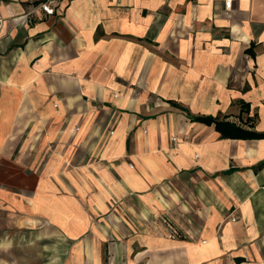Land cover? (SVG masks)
I'll return each mask as SVG.
<instances>
[{"label": "crops", "instance_id": "crops-1", "mask_svg": "<svg viewBox=\"0 0 264 264\" xmlns=\"http://www.w3.org/2000/svg\"><path fill=\"white\" fill-rule=\"evenodd\" d=\"M1 1L0 264H264V0Z\"/></svg>", "mask_w": 264, "mask_h": 264}, {"label": "built area", "instance_id": "built-area-1", "mask_svg": "<svg viewBox=\"0 0 264 264\" xmlns=\"http://www.w3.org/2000/svg\"><path fill=\"white\" fill-rule=\"evenodd\" d=\"M60 0H37L29 6V10L24 15L25 19L33 18L39 13H44L46 15H54L57 12L58 4ZM233 0H225V7L230 9ZM2 1L0 0V5ZM5 18L0 14V39L3 37L2 31L4 27ZM172 235H179L180 232L176 227L171 230Z\"/></svg>", "mask_w": 264, "mask_h": 264}, {"label": "trees", "instance_id": "trees-1", "mask_svg": "<svg viewBox=\"0 0 264 264\" xmlns=\"http://www.w3.org/2000/svg\"><path fill=\"white\" fill-rule=\"evenodd\" d=\"M197 119L209 125L214 124L216 130L219 131L223 137H232V138L264 137V133H257L254 131L243 129L234 122L219 120L218 118L211 115L199 117Z\"/></svg>", "mask_w": 264, "mask_h": 264}, {"label": "rangeland", "instance_id": "rangeland-1", "mask_svg": "<svg viewBox=\"0 0 264 264\" xmlns=\"http://www.w3.org/2000/svg\"><path fill=\"white\" fill-rule=\"evenodd\" d=\"M23 165H17V164H4L1 166V169L0 171L1 172H7V171H10V170H13V171H20L21 168H22Z\"/></svg>", "mask_w": 264, "mask_h": 264}]
</instances>
